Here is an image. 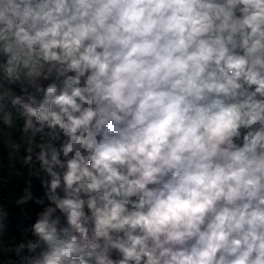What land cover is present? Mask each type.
I'll list each match as a JSON object with an SVG mask.
<instances>
[{
  "label": "clouds",
  "instance_id": "1",
  "mask_svg": "<svg viewBox=\"0 0 264 264\" xmlns=\"http://www.w3.org/2000/svg\"><path fill=\"white\" fill-rule=\"evenodd\" d=\"M0 118L24 264H264V0H0Z\"/></svg>",
  "mask_w": 264,
  "mask_h": 264
},
{
  "label": "trees",
  "instance_id": "2",
  "mask_svg": "<svg viewBox=\"0 0 264 264\" xmlns=\"http://www.w3.org/2000/svg\"><path fill=\"white\" fill-rule=\"evenodd\" d=\"M22 125L23 121L16 118L14 126L8 128L0 118V264H24V257L29 253L25 250L18 255L15 249L21 241L35 239L31 226L42 206L36 205L34 200L20 203V197L28 191L34 199L45 196L41 179L46 177L43 173L33 176L40 171L39 165L24 160L29 145L21 140ZM14 144H20L19 150L13 148Z\"/></svg>",
  "mask_w": 264,
  "mask_h": 264
}]
</instances>
